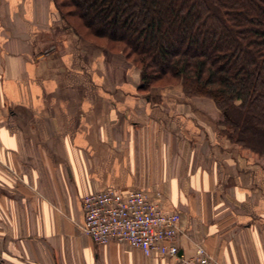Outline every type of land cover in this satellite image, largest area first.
<instances>
[{
	"label": "crops",
	"instance_id": "obj_1",
	"mask_svg": "<svg viewBox=\"0 0 264 264\" xmlns=\"http://www.w3.org/2000/svg\"><path fill=\"white\" fill-rule=\"evenodd\" d=\"M122 54L90 45L51 0H0V261L176 264L82 231L84 196L143 190L180 217L177 244L264 264V166L205 97L141 95Z\"/></svg>",
	"mask_w": 264,
	"mask_h": 264
},
{
	"label": "trees",
	"instance_id": "obj_2",
	"mask_svg": "<svg viewBox=\"0 0 264 264\" xmlns=\"http://www.w3.org/2000/svg\"><path fill=\"white\" fill-rule=\"evenodd\" d=\"M90 45L123 54L141 92L211 99L231 142L264 155V0H51Z\"/></svg>",
	"mask_w": 264,
	"mask_h": 264
},
{
	"label": "built area",
	"instance_id": "obj_3",
	"mask_svg": "<svg viewBox=\"0 0 264 264\" xmlns=\"http://www.w3.org/2000/svg\"><path fill=\"white\" fill-rule=\"evenodd\" d=\"M82 208V231L96 245L129 244L146 256H166L176 264H220L200 245L193 256L181 252L177 244L179 215L164 212L143 190L93 192L83 197Z\"/></svg>",
	"mask_w": 264,
	"mask_h": 264
},
{
	"label": "rangeland",
	"instance_id": "obj_4",
	"mask_svg": "<svg viewBox=\"0 0 264 264\" xmlns=\"http://www.w3.org/2000/svg\"><path fill=\"white\" fill-rule=\"evenodd\" d=\"M123 55V54H122ZM125 58V57H124ZM126 60V59H125ZM128 62H130V61H128ZM131 64H132V67H133V69H131V77H130V79H132V80H138V79H140V70H139V68H137L132 62H130ZM140 83H141V81H140ZM157 88H161V89H164V90H166V89H168L167 91H169V92H171V90H173V93L176 95V94H180V95H184V93H183V90L181 89L182 87L180 86V85H173V86H169V87H154V88H152L151 90H153V89H157ZM151 92V91H150ZM150 92H148V93H146V92H141L142 94L141 95H143V94H146V95H150L151 93ZM185 96V95H184ZM219 110V109H218ZM221 113V112H220ZM221 118H220V121H219V127H221V128H224V124H223V115H222V113H221V116H220ZM246 150V149H245ZM247 152H249V153H252L254 156H256V157H259V159H260V161H261V165L262 166H264V155H259L258 153H253V152H251L250 150H246Z\"/></svg>",
	"mask_w": 264,
	"mask_h": 264
},
{
	"label": "water",
	"instance_id": "obj_5",
	"mask_svg": "<svg viewBox=\"0 0 264 264\" xmlns=\"http://www.w3.org/2000/svg\"><path fill=\"white\" fill-rule=\"evenodd\" d=\"M0 264H3V263L0 261Z\"/></svg>",
	"mask_w": 264,
	"mask_h": 264
}]
</instances>
